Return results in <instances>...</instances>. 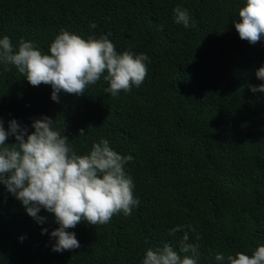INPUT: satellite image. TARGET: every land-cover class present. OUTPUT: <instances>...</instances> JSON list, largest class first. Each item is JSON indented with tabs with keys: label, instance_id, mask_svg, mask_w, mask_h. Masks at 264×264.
I'll use <instances>...</instances> for the list:
<instances>
[{
	"label": "trees",
	"instance_id": "obj_1",
	"mask_svg": "<svg viewBox=\"0 0 264 264\" xmlns=\"http://www.w3.org/2000/svg\"><path fill=\"white\" fill-rule=\"evenodd\" d=\"M245 2L0 0V39L14 46L24 39L48 53L66 30L108 36L118 53L149 58L144 82L129 92H106L101 77L82 96L59 93V102L50 85L31 86L15 66L0 65L5 129L15 119L31 132L34 119L48 116L77 154L107 139L133 157L125 172L139 200L130 215L67 229L80 247L55 252L54 214L41 209L38 223L0 184V264H142L147 249L165 242L179 251L185 232L199 245L198 264H227L228 255L264 245V93L248 87L264 83L255 75L264 36L254 45L240 39L233 22ZM176 7L188 11L189 27L175 22Z\"/></svg>",
	"mask_w": 264,
	"mask_h": 264
},
{
	"label": "clouds",
	"instance_id": "obj_2",
	"mask_svg": "<svg viewBox=\"0 0 264 264\" xmlns=\"http://www.w3.org/2000/svg\"><path fill=\"white\" fill-rule=\"evenodd\" d=\"M173 11L175 22L189 27L188 11L181 7ZM238 17L239 22L233 24L240 39L253 45L259 42L264 36V0H246ZM148 59L143 53H118L104 35L83 38L61 30L50 43L48 53L42 52L33 41L21 39L14 46L8 36L0 39V65L15 66L31 86L50 85L51 98L56 102L61 92L84 95L101 77L109 84L106 92L112 95L129 92L144 82ZM255 75L264 81V66ZM248 87L253 93H264V83ZM54 121L48 116L34 119L29 132L27 126L15 119L5 129L0 117V184L38 223L46 219L38 215L41 209L54 214L59 227L50 233L56 240L52 250L62 252L80 247L75 233L67 229L82 221L91 226L107 224L120 212L130 215L139 200L134 197L133 181L125 172V164L133 160L131 155L114 151L104 138L94 142L88 153L77 154ZM84 135L85 130L80 129L79 136ZM9 136L16 143H6ZM178 230L180 226L171 229L170 234ZM44 232L47 229H42ZM189 239L185 232L179 251L167 242L162 247L147 249L142 264H198L199 245ZM215 259L224 261L225 257L217 254ZM227 264H264V245H259L251 255L244 252L228 255Z\"/></svg>",
	"mask_w": 264,
	"mask_h": 264
}]
</instances>
